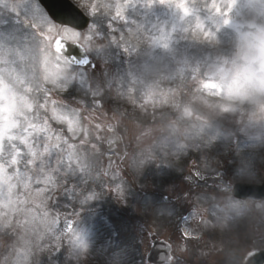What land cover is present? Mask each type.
I'll use <instances>...</instances> for the list:
<instances>
[{"label":"rangeland","instance_id":"1","mask_svg":"<svg viewBox=\"0 0 264 264\" xmlns=\"http://www.w3.org/2000/svg\"><path fill=\"white\" fill-rule=\"evenodd\" d=\"M73 1L96 69H63L37 0H0V57L20 75L0 76V264H149L158 238L172 264H243L264 248V201L231 192L264 181V0H235L230 24L211 0H133L123 18L127 0Z\"/></svg>","mask_w":264,"mask_h":264},{"label":"snow or ice","instance_id":"2","mask_svg":"<svg viewBox=\"0 0 264 264\" xmlns=\"http://www.w3.org/2000/svg\"><path fill=\"white\" fill-rule=\"evenodd\" d=\"M133 2V0H127V3H120L117 5L116 11L114 12L113 16L114 18H123L124 16V10ZM80 3L86 7L88 10H90L91 14L96 15V14H101V12H107L110 7V0H80ZM157 3L160 5H167V6H172L175 5L176 8L182 10L184 13H188V0H148V4L150 6H155ZM224 3H227V11L224 10V7H221V4L217 2V0H211L210 6L208 5V10L210 12L214 11L216 14H221L225 16L223 19L222 23L223 24H230L232 23L231 19L228 18L230 17L232 7L235 6V0H225ZM209 19L213 20L214 23H217V26H219V22L215 20L214 16L209 17ZM49 33L53 30H55V36L57 37L55 39V57L57 61L63 62V69L67 70L70 66L73 65L74 61L77 63H86L87 61H80L77 58L73 57L71 53L65 51V46H69L70 44L72 45H79L82 48L87 51L91 40L93 39V36L91 34H82L76 29H74L71 25H62L57 27L55 24H50L49 25ZM95 27V26H93ZM193 35L195 39H204V40H209L213 37V33L210 31H207L203 22H198L194 29H192ZM162 40L166 41L168 39L167 36L162 37ZM48 48H51V43H48L46 45ZM164 47L167 48L169 47L168 43H164ZM14 62L7 61L0 57V65H9L8 67H0V76H6L9 80L12 79V77H16L17 81L20 78V75L16 73V70L11 67V65ZM47 78V77H45ZM25 82L26 79H25ZM53 83H55V80H53ZM53 104L55 102L53 101ZM224 110H229L228 105H223ZM261 112L264 113V105H261ZM62 120L65 121L68 125L69 131H72V129L78 128V123H79V115L78 114H67V112L63 115ZM56 140L59 141V137H56ZM19 203H24V201L18 200ZM12 213H23L25 209L17 207L13 208L10 210ZM8 215V214H5ZM8 228L9 230L15 232L17 231L16 225L9 222L8 223ZM71 231V228L69 229ZM78 240V238H77ZM78 246L80 248H86V246L82 243H78ZM7 262V261H6Z\"/></svg>","mask_w":264,"mask_h":264},{"label":"water","instance_id":"3","mask_svg":"<svg viewBox=\"0 0 264 264\" xmlns=\"http://www.w3.org/2000/svg\"><path fill=\"white\" fill-rule=\"evenodd\" d=\"M51 16L61 22L63 24H69L74 26L78 29H83L88 25L89 19L78 9L76 8L70 1L68 0H40ZM57 5L63 6L67 9H61ZM65 51L71 53V55L77 58L80 61H87L89 62V58L87 57L84 49L79 45H72L65 46ZM86 62V63H87ZM76 64H86V63H77ZM245 187L250 188L249 192H257L264 194V185L262 187H254L245 185ZM250 193H244L250 194ZM73 222L68 221L64 227V233L67 234L72 228ZM170 248L169 246L164 243L163 241L155 242L152 252L149 254V260L154 262L155 264L165 263L171 260V255H169ZM254 261L256 264H264V251H261L255 254L247 264H251Z\"/></svg>","mask_w":264,"mask_h":264},{"label":"clouds","instance_id":"4","mask_svg":"<svg viewBox=\"0 0 264 264\" xmlns=\"http://www.w3.org/2000/svg\"><path fill=\"white\" fill-rule=\"evenodd\" d=\"M260 75L261 76H264V71H262L261 73H260ZM239 83H242V81H237V85H239ZM225 87H226V84H225ZM216 89H213V91H215Z\"/></svg>","mask_w":264,"mask_h":264},{"label":"bare ground","instance_id":"5","mask_svg":"<svg viewBox=\"0 0 264 264\" xmlns=\"http://www.w3.org/2000/svg\"><path fill=\"white\" fill-rule=\"evenodd\" d=\"M186 233L188 234L187 230L185 229Z\"/></svg>","mask_w":264,"mask_h":264}]
</instances>
